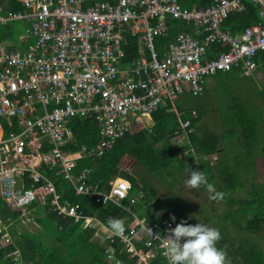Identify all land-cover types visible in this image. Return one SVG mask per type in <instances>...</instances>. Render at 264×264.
<instances>
[{"label": "built area", "instance_id": "obj_1", "mask_svg": "<svg viewBox=\"0 0 264 264\" xmlns=\"http://www.w3.org/2000/svg\"><path fill=\"white\" fill-rule=\"evenodd\" d=\"M248 1L264 17V0H212L203 7L180 0H0V26L27 25L25 33H16L17 42H0V196L27 222L46 209L85 220L107 243L105 259L112 264H126L118 253H127L133 264H154L158 257L168 264L162 239L176 224L138 216L129 179L115 177L104 190L89 181L95 166L76 172L78 160L103 156L137 127L151 129L153 112L162 105L181 116L177 100L187 92L203 94L208 77L238 67L245 75L256 71L264 20L239 33L224 26ZM174 20L188 26L158 46ZM79 116L96 120L99 140L73 149L72 121ZM180 122L184 131L191 125L182 117ZM174 140L184 155L196 153L193 145L185 147L184 132ZM43 168L55 170L97 206L113 202L131 212L124 237L106 232L107 223L95 212L84 213L80 202L64 199ZM10 240L7 231L2 241ZM13 254L19 260L20 251Z\"/></svg>", "mask_w": 264, "mask_h": 264}, {"label": "trees", "instance_id": "obj_2", "mask_svg": "<svg viewBox=\"0 0 264 264\" xmlns=\"http://www.w3.org/2000/svg\"><path fill=\"white\" fill-rule=\"evenodd\" d=\"M180 2L184 6L203 7L209 5L212 0H180ZM259 20H261L259 6L248 1L246 9L229 15L224 26L238 32ZM15 23L17 22L0 26V42L6 39L18 40L12 28ZM187 26V23L182 20H174L168 36L158 38V46L161 47L164 43L172 40L177 34L178 28ZM218 47L227 48L224 44H220ZM136 55L137 53L133 52V56ZM256 60L264 64V51L257 54ZM231 71L243 73L240 67L226 72L230 73ZM204 95L205 91L203 94L195 96ZM203 105L197 104L189 110L178 107L181 116L170 106H160L153 112L154 125L151 129H140L119 138L114 146L101 157L84 156L80 158L76 172L86 166H95L96 171L91 174L89 181L92 184L98 183L104 190L110 188V181L115 177L129 179L132 183L131 196H138V193L143 191V194L133 205L134 212L140 217L161 223L170 220L173 214L153 208L155 203L151 202V194L154 188L153 183L148 180L152 174L172 187L174 182L181 183L186 178L187 173L193 170L194 161L197 160L201 165L200 171H203L209 183L214 184L218 177L222 180L223 187L219 192L226 195L239 185L245 186L244 177H251V172L248 175L247 171L252 170L253 166L256 167L254 158L252 159L253 149L249 147L253 146L258 129L255 116L247 111L243 103L236 101L229 105L228 110L224 112H231L230 115L233 118L231 127L228 129L222 127V129L225 128L222 132H214L202 119L208 114ZM193 110H196V113ZM181 117L183 120H190L191 125L185 130L186 132L181 127ZM201 119L202 123L199 126L198 122ZM72 125L77 142L70 144V148L78 149L84 142L89 145L98 142L99 126L93 117H75ZM182 131L187 135L185 147L189 148L193 145L196 154L184 155L180 151L181 148L173 143L175 136L182 134ZM238 144L241 145L240 147H245L246 150L236 153V161L235 159L230 160L226 153L215 166L211 161L212 158L203 159L200 157L205 154L212 156L213 153L222 149V145L231 146L233 150ZM139 146L141 155H135L137 156L135 164L130 168L127 167L125 163L127 157L133 154L134 149ZM196 155H200V160L195 158ZM137 165H142L143 169L137 167L136 171H133L134 166ZM43 172L55 181L58 191L64 199L80 202L84 213L95 212L106 223L109 217L121 219L126 225L134 219L131 212L116 203L110 202L97 206L85 194L76 193L73 185L62 175L56 174L55 170L43 168ZM139 176H141L140 180ZM253 177L255 178L252 175ZM27 184L30 185L31 182L28 180ZM251 185L252 190L247 198H232L229 201L236 207L226 212L224 216V221L233 220L241 224L242 220L240 219L247 218V223L242 225L253 232L242 235L243 239L240 242L235 241L233 237V242L225 241L221 244L233 255L234 263L229 262V264H264V242L253 235L254 231L260 233L264 230V182L253 181ZM163 201L168 207L167 200ZM125 202L128 203L129 200ZM168 204H174V201ZM0 218L3 222L0 230V264H100L106 258L107 243H102L97 239L95 231L88 227L85 220L77 223L73 217H64L56 211L46 209L43 215L38 217L37 222L42 226L39 228L40 231L39 229L33 231L24 226L22 228L21 225L25 222L20 217V212L8 206L1 196ZM178 223L180 222H175V224ZM241 224L239 225L242 226ZM7 231L10 233L11 240L3 242L2 235ZM228 233L233 236L230 231L227 232V235ZM227 235L225 234L226 238L229 237ZM15 250L20 251L19 260L15 259L13 254ZM118 254L126 264H133L127 253ZM154 264H164V262L161 257H158Z\"/></svg>", "mask_w": 264, "mask_h": 264}, {"label": "rangeland", "instance_id": "obj_3", "mask_svg": "<svg viewBox=\"0 0 264 264\" xmlns=\"http://www.w3.org/2000/svg\"><path fill=\"white\" fill-rule=\"evenodd\" d=\"M26 27L27 25L24 22H17L12 26L13 30L16 31L17 34L25 33ZM213 83L214 85L212 86ZM236 101L244 104L247 111L255 116L258 125L253 146H249L253 149L252 159L254 158L256 167L253 166L254 169L252 168V170L247 171L248 175L251 172V177H244L245 186L239 185L235 189H232L231 192L227 193L222 200H212L209 199L210 194L207 192L205 186L202 185L198 189H190L186 186L185 182L190 178L191 172L187 173L186 178L183 179L181 183L174 182L175 184L172 187L153 174L148 177V180L153 183L152 186L154 188L151 194V202L155 203L153 208L160 209L164 212L169 211L175 215L177 222L186 220L188 224L191 225L201 223L218 229L221 233V239L217 242L216 246L226 252L228 264L229 262L234 263V258H232L233 255L221 244L225 241L228 243L233 242V237L235 241L240 242L243 239L242 235L253 233L242 225L247 223V218L245 217L240 219L242 220V224L233 220L224 221L226 212L231 211L232 208L235 209L236 207V205L231 204L229 201L232 200V198H247L252 190L251 183L253 181L258 183L264 182V64H260L259 68L249 76L238 71H231L230 73L219 72L218 74L208 78V90L206 95L195 96L187 92L177 100V106L179 108L188 110L193 108V106H197V104H204L205 102V104H207L206 108L208 109L209 116H205L204 123H207V125L210 124V128L217 132H222L225 128L228 129L231 127L233 123V118H231L230 115L231 112H224L228 110L229 105ZM221 122L223 127H225L223 129L220 127ZM173 143H175L177 147L180 145V143H177L176 140H173ZM240 146L239 144L236 145L233 149L236 151H233L231 146L222 145V149L212 155L215 166L218 165L219 160L226 153L229 155L230 160L235 159L236 161V153H239L240 150H246L245 147ZM140 152L141 147L139 146L134 149L133 154L127 157L125 162L127 167H132L135 164L137 157L135 155L140 156ZM194 162L195 164L192 166V169L200 170V162L196 160ZM137 167L143 169L142 165H137L134 166L133 171H136ZM252 175L255 176V178H252ZM138 178L140 180L141 176ZM215 181L216 182L213 186L215 190L219 192V190L223 187V182L219 177ZM165 199L168 203L174 201V204L167 203L168 207H166L163 201ZM38 225V223L36 225V223L33 222H27L26 224L28 227H35L34 230L42 227L39 225V228H37ZM0 226H2V222L0 223ZM40 230L41 229H39V231ZM229 231L233 234V236H231V234L229 235V233L227 235V232ZM263 233L264 230L260 233H255L254 231L253 235L262 239L264 242ZM225 234L229 237L226 238ZM100 264L112 263L104 259L100 262Z\"/></svg>", "mask_w": 264, "mask_h": 264}, {"label": "clouds", "instance_id": "obj_4", "mask_svg": "<svg viewBox=\"0 0 264 264\" xmlns=\"http://www.w3.org/2000/svg\"><path fill=\"white\" fill-rule=\"evenodd\" d=\"M185 183L190 189L205 186L210 194L209 199L222 200L224 198L225 194L215 190L203 171L192 170L190 178ZM170 220L175 223V215H172ZM0 227L2 228V226ZM147 230L154 239H160V235L154 237L151 228L148 227ZM105 231L110 232L113 236L123 238L126 231L124 221L109 217ZM220 239L221 233L216 228L206 224L191 225L186 220L181 221L174 228L166 229V235H163L162 239V255L168 264H228L226 252L216 246Z\"/></svg>", "mask_w": 264, "mask_h": 264}, {"label": "crops", "instance_id": "obj_5", "mask_svg": "<svg viewBox=\"0 0 264 264\" xmlns=\"http://www.w3.org/2000/svg\"><path fill=\"white\" fill-rule=\"evenodd\" d=\"M195 6H196V5H195ZM245 9H246V8H245ZM259 13H260V9H259ZM260 16H261V14H260ZM263 20H264V17L261 16V20H259L258 22L263 21ZM258 22H256V23H258ZM253 24H255V23H253ZM250 25H251V24H250ZM228 29H230V28H228ZM13 31H14V30H13ZM232 31H233V30H232ZM242 31H243V30H240V31H238L237 33L242 32ZM233 32H234V31H233ZM15 33H16V31H15ZM11 40H12V39H11ZM12 41H14V40H12ZM14 42H17V41H14ZM260 64H261V63H260ZM215 75H216V74H215ZM213 76H214V75H213ZM210 77H211V76H210ZM208 78H209V77H208ZM210 85H211V84H210ZM210 85H209V86H210ZM213 85H214V83L212 84V86H213ZM207 90H208V79H207V81H206L205 95L207 94ZM206 105H207V104H205V102H204V105H203V106H204V108L206 109V111H207V113H208V109L206 108ZM208 114H209V113H208ZM208 114H207V116H209ZM202 119L204 120V117H203ZM202 119L198 122V125H199V126L201 125L200 123H202ZM208 123H209V122H208ZM208 125L210 126V124H208ZM220 127H221V128L223 127V126H222V122L220 123ZM137 131H139V129H138ZM137 131H135V132H137ZM214 132H215V130H214ZM216 132H217V131H216ZM220 132H221V131H220ZM205 155H207V154H205ZM212 155H213V154H212ZM202 156H204V155H201L200 157L203 158ZM195 158L198 159V160H200V158L197 157V156H196ZM210 158H212L211 161L214 162V161H213L214 159H213V157H212L211 155H210ZM204 159H205V158H204ZM196 161H197V160H196ZM113 179H114V178H113ZM142 194H143V191L141 190V191L138 193V196H137V197L141 196ZM4 201H5V200H4ZM5 202H6V201H5ZM6 203H7V202H6ZM7 205H8V204H7ZM8 206H9V205H8ZM44 212H45V210H43V213H44ZM43 213H42V215H43ZM40 216H41V215H40ZM40 216H39V217H40ZM144 218L147 219L146 217H144ZM147 220H148V219H147ZM23 221H24L25 223H23V225H21L22 228H23V226H24V227H27V228H29V229L35 231V230H34L35 227H28V226H26V224H27L26 222H27V221H25V220H23ZM37 221H38V217L36 218V220H35L33 223H36V225H37V223H38ZM149 221H152V220H149ZM31 223H32V222H31ZM38 224H39V223H38ZM39 225H40V224H39ZM39 225L37 226V228H39Z\"/></svg>", "mask_w": 264, "mask_h": 264}, {"label": "water", "instance_id": "obj_6", "mask_svg": "<svg viewBox=\"0 0 264 264\" xmlns=\"http://www.w3.org/2000/svg\"><path fill=\"white\" fill-rule=\"evenodd\" d=\"M139 128L137 127V128H135V131H137Z\"/></svg>", "mask_w": 264, "mask_h": 264}]
</instances>
